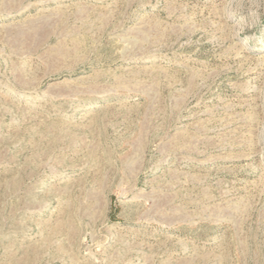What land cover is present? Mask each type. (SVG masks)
<instances>
[{
	"label": "rangeland",
	"instance_id": "rangeland-1",
	"mask_svg": "<svg viewBox=\"0 0 264 264\" xmlns=\"http://www.w3.org/2000/svg\"><path fill=\"white\" fill-rule=\"evenodd\" d=\"M0 264H264V0H0Z\"/></svg>",
	"mask_w": 264,
	"mask_h": 264
}]
</instances>
